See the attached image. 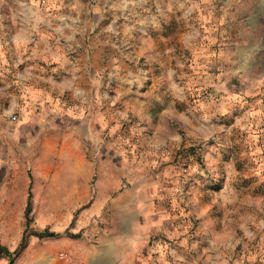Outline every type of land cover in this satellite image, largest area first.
<instances>
[{
  "label": "rangeland",
  "instance_id": "rangeland-1",
  "mask_svg": "<svg viewBox=\"0 0 264 264\" xmlns=\"http://www.w3.org/2000/svg\"><path fill=\"white\" fill-rule=\"evenodd\" d=\"M0 246L264 264V0H0Z\"/></svg>",
  "mask_w": 264,
  "mask_h": 264
},
{
  "label": "trees",
  "instance_id": "trees-1",
  "mask_svg": "<svg viewBox=\"0 0 264 264\" xmlns=\"http://www.w3.org/2000/svg\"><path fill=\"white\" fill-rule=\"evenodd\" d=\"M31 199H32V193L31 191L29 192V196H28V204H27V209L25 212V217H26V228L23 234V239L20 245V248L24 245L26 239H27V234L30 231V224L32 222V218L30 217L31 214ZM34 235L40 237V238H44V237H50L53 236L52 233H49V231H44V232H35L33 233ZM19 248V249H20ZM18 253V250H16L15 252H10L9 250H7L6 248L0 246V255H6L10 257V262L9 264H14V260H13V256H15Z\"/></svg>",
  "mask_w": 264,
  "mask_h": 264
},
{
  "label": "built area",
  "instance_id": "built-area-1",
  "mask_svg": "<svg viewBox=\"0 0 264 264\" xmlns=\"http://www.w3.org/2000/svg\"><path fill=\"white\" fill-rule=\"evenodd\" d=\"M12 119H13V120H16V119H17V116H13Z\"/></svg>",
  "mask_w": 264,
  "mask_h": 264
}]
</instances>
